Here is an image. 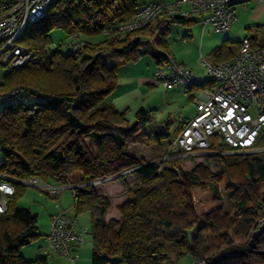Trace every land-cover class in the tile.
Wrapping results in <instances>:
<instances>
[{
	"label": "trees",
	"instance_id": "trees-1",
	"mask_svg": "<svg viewBox=\"0 0 264 264\" xmlns=\"http://www.w3.org/2000/svg\"><path fill=\"white\" fill-rule=\"evenodd\" d=\"M143 4L138 0L56 2L51 7L53 23L63 21L56 26L63 27L67 37L79 33L85 42L76 52L66 47L64 52V43L43 48L41 37L50 41L46 34L52 25L45 24L39 32L33 25L27 27L19 41L32 49L36 58L26 64L25 71H8L0 88L21 84L31 96L53 98L17 103L0 113L2 162L13 178L38 176L76 185V215L89 211L92 216L91 264H164L176 262L183 254L202 259L204 264H256L254 254L264 255L257 249V240L251 241L261 226L259 220L264 224V127L255 144L258 151L233 152L228 144L214 141L202 157H218L220 169L216 172L206 161H198L199 155L172 150V141L163 161L147 160L128 147L127 135L147 144H163L170 136L171 123L157 124L154 108L138 109L130 122L128 110L119 111L110 100L118 84V69L137 56L143 37L141 29L112 39L103 30L114 19L131 17ZM193 21L173 17L160 20L158 25ZM261 28L264 26L256 31ZM98 35L104 38L90 40ZM250 37L254 44H261L255 35ZM241 42L224 40L212 50V61L230 59ZM109 52L118 56L112 66L104 59ZM156 58L161 61L168 54L159 53ZM66 68L75 69L72 79L66 77ZM211 84V79H205L196 88ZM186 122H180L177 134ZM87 137L96 140L95 153L88 148ZM186 160L193 164L190 168L184 167ZM128 169H133L137 182L127 189L129 197L118 206L121 219L114 227L105 220L109 196L97 190L94 182L104 177L119 179ZM25 186L17 184L8 210L0 217V264H47L45 258L31 260L20 253L23 245L39 235L38 215L15 205ZM197 188L208 193L213 202L206 213L198 209L203 200ZM224 198L233 202L234 215L226 226L217 227V218L229 216L223 210ZM229 228L248 239L236 242L229 236ZM206 230L219 241L225 239L223 245H209L213 247L210 254L195 241L197 231Z\"/></svg>",
	"mask_w": 264,
	"mask_h": 264
},
{
	"label": "built area",
	"instance_id": "built-area-1",
	"mask_svg": "<svg viewBox=\"0 0 264 264\" xmlns=\"http://www.w3.org/2000/svg\"><path fill=\"white\" fill-rule=\"evenodd\" d=\"M59 0H0V69L21 70L35 53L20 43L27 27L39 23ZM242 0H175L151 1L141 5L136 13L126 19H114L104 28L103 34L112 38L124 37L129 32L149 26L157 17L198 19L205 28L211 25L215 31L231 27L236 19L234 6ZM184 42L185 39H182ZM63 46L71 52L78 51L84 40L79 33L70 34ZM211 76L212 84L200 89L195 98L197 113L187 120L172 141L170 148L181 150L183 155L206 154L212 144L224 142L238 153H250L260 149L256 141L264 127V45L254 44L250 36L242 39L241 46L230 59L219 63L203 61ZM156 80L165 88L177 86L189 89L203 85L192 70L175 60H167L156 66ZM4 82V81H3ZM2 83H0V86ZM53 97L31 96L21 84L10 89L0 88V113L17 103L37 100L50 101ZM0 161V217L8 210L9 200L17 191V184L34 185L51 195H58L70 188L76 198V185L51 184L38 176L13 178ZM133 173L125 170L121 175ZM109 177L94 182L99 185ZM87 228H79L77 215L58 212L51 216L49 247L76 264L75 246L85 241ZM189 264H204L193 258Z\"/></svg>",
	"mask_w": 264,
	"mask_h": 264
},
{
	"label": "rangeland",
	"instance_id": "rangeland-1",
	"mask_svg": "<svg viewBox=\"0 0 264 264\" xmlns=\"http://www.w3.org/2000/svg\"><path fill=\"white\" fill-rule=\"evenodd\" d=\"M149 1L151 0H138L140 4L148 3ZM163 1L173 2L175 0ZM51 13L52 11L50 10V12L39 23L33 25V28L36 31L38 30V32L39 28L44 27L45 24H49L50 26L52 25L51 29L46 34L50 41L47 43V38L43 36L41 37L40 42L43 48H55L59 43H63L67 38L66 30L63 27L56 26L62 24L63 21L57 20L53 23ZM159 21L160 20H157L146 28L139 30V34L143 37L140 51L134 59L122 65L118 69V84L115 87L116 91L119 92L120 90H125L128 86H135L138 84L139 77L153 79L156 64L154 56L156 52H159L162 49L161 45L163 40L166 41L168 44L167 46L171 48V55L177 60V62H183L184 65L192 70L200 79H211V76L208 74L207 67L203 61H210L212 59L211 56L208 55L207 50L209 48L211 50L216 40L219 37L221 38L226 30L217 32L212 28L211 25L203 28V25L200 22H193L190 24L170 22L168 25L169 32L164 35L162 29L159 31ZM257 36L260 41L264 42V31L259 32ZM184 37L187 39L185 42L182 41V38ZM102 38H104V36L98 35L90 40L97 41L101 40ZM62 50L65 52L63 45ZM117 57L118 56L116 53H105L104 59L106 65L112 66ZM66 69V77L68 79H72L75 69ZM21 70L25 71V67ZM7 72V69H0V83L4 81ZM139 88L141 91V96L138 97L135 103L132 105L135 109L127 115L129 121L132 122L134 120L135 112L139 108H154V119L157 124H163L165 121H169L171 123L169 130L170 136L163 144H147L141 140H132L130 136L127 135L126 139L128 142V147L133 153L145 156L147 160L163 161L167 155V149L169 148L168 143L169 141H173L175 139L177 135L176 129L180 122L182 120H189L195 117L197 113L195 98L199 96L200 90L196 87L190 91H187L184 87L177 86L165 88L159 82L154 86H149L148 84L140 85ZM115 89L113 92H115ZM85 141L88 148L93 151L92 153H95L96 140L87 137ZM234 151L235 150H233V152ZM197 155H199L197 156L198 161H206L212 171L216 172L220 169L217 156L212 157L210 160H205L204 157H202L203 154ZM3 158L4 155L0 149V161L3 160ZM183 165L186 168H190L193 164L186 160L183 162ZM136 182L134 181V184L131 187H133ZM49 183L57 184L55 181H50ZM102 187L97 189L111 197V184L104 186L105 191L101 189ZM196 193L198 194V197L203 200L198 209L201 213H206L208 211L207 206L209 208L213 203L211 197L208 193L200 192L198 188L196 189ZM15 205L20 208L28 209L34 214L38 215L37 229L39 235L20 248V253L25 258L31 260L45 258L47 260V264H75L70 257L60 255L59 253L50 249L46 240V235L50 232L51 216L53 213L59 212L62 209H66L69 214L76 213L74 208V197L70 188H64L58 195H51L47 191L41 190L34 185H26L23 188L22 193L16 196ZM119 205H117V200L113 199L109 206L110 212H114V209H117ZM223 210L228 211L229 216L217 218V227L226 226L228 218L230 219V217L234 215L233 202L227 200V198H224ZM77 220L79 225L82 228H87L88 231L84 236L85 241L80 244V248L78 252H76L79 255V259L77 258L78 264H91L93 242L92 236L90 234V227L92 223V216L90 212L83 211L77 215ZM260 225L263 224H261V221L259 220V226ZM229 236L232 237L236 242H243L249 237H240L241 235L237 234V232H235V230L232 228H229ZM254 240H257V249L259 251H264V230H262ZM195 241L197 246L200 247L205 254H210L211 249L213 248L210 246L223 245L225 239L219 241L213 237L211 231L206 230L201 232L197 231L195 235ZM254 257L257 259L256 264H264L263 254L255 253ZM192 258L193 257L190 254H183L176 262L164 264H189L192 261ZM121 264L127 263L123 262Z\"/></svg>",
	"mask_w": 264,
	"mask_h": 264
},
{
	"label": "crops",
	"instance_id": "crops-1",
	"mask_svg": "<svg viewBox=\"0 0 264 264\" xmlns=\"http://www.w3.org/2000/svg\"><path fill=\"white\" fill-rule=\"evenodd\" d=\"M151 1H156V0H151ZM151 1H149V2H151ZM234 12H235V16H236L235 21L233 22L231 27L226 30V32L222 35V37L221 38L219 37L216 40V42L212 46L211 50H210V48L207 50V53L209 56H211L212 50L216 46L221 45L224 40L241 41L246 36H254L255 35L257 42L264 45V42L260 41V39L257 36L259 32L264 31V28H261L260 31H256L258 26H264V0H242L241 2L237 3L234 6ZM159 19L160 20L168 19V17L161 16V17H159ZM154 22H156V20ZM193 22H199V21H198V19H194ZM168 25H169L168 22H164L160 26L159 31H160V29H162L163 30L162 32H164V35L167 34L169 32ZM159 34H161V33H159ZM157 36H159V35H157ZM162 39H161V41H162ZM182 39H185V41L187 40L186 37H184ZM162 42L165 44V46L161 45L162 49L159 52H156L155 56H154V58L156 60L155 69H156V66L160 62L162 63V62H165L167 60H172V59L177 61L171 55V48H169L167 46L168 45L167 42L164 40ZM164 52H166L168 54V58L167 59L163 58V60L159 61L160 59L158 60L156 58V55L159 53H164ZM211 61H212V59H211ZM181 63L184 64L183 62H181ZM155 69H154V71H155ZM144 84H148L149 86H154V85L158 84V81L156 80L154 74H153V79L152 78H146V77H139L138 84H136L135 86H131V87L128 86L127 89L120 90L119 92L116 91V89H115V92H113L110 96L111 102L115 105L116 109H118L119 111L128 110V113H130L132 110L135 109V108H133L132 105L135 103L137 98L141 96V91H140L139 87H140V85H144ZM194 87H197V86H194ZM141 108H145V107H141ZM128 113H127V115H128ZM134 181L136 182V175L134 173H130V174L125 175L124 177H121L119 179L109 180V181H106V182L101 183L99 185H95V187L97 189V188L103 186L101 189L103 191H105L104 186L111 184V197L109 196L110 202L112 203L113 199L114 200L116 199L117 205H119V204H122L128 198L127 189L134 184L133 183ZM111 210H112V208H111ZM114 210H115L114 212H110V208L108 209V211L105 214V220L108 223H110L112 226L117 227L119 222H120V219H121V214L118 211V209H114ZM59 212H65V213L69 214L66 209H62ZM55 213H58V212H55ZM55 213H53V214H55ZM78 226H79V228H82L79 225V223H78ZM47 235H46V240H47ZM79 248H80V244L75 246L72 250V253L76 254L78 259H79V255L76 252H78ZM76 264H78V260H77Z\"/></svg>",
	"mask_w": 264,
	"mask_h": 264
},
{
	"label": "water",
	"instance_id": "water-1",
	"mask_svg": "<svg viewBox=\"0 0 264 264\" xmlns=\"http://www.w3.org/2000/svg\"><path fill=\"white\" fill-rule=\"evenodd\" d=\"M262 230H264V224L261 225V226H260V227H259L254 233H253L251 241H253V240L257 237V235H258Z\"/></svg>",
	"mask_w": 264,
	"mask_h": 264
}]
</instances>
